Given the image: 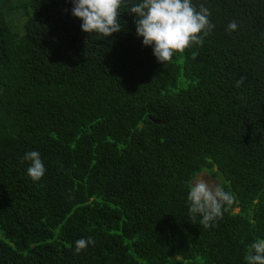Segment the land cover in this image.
I'll list each match as a JSON object with an SVG mask.
<instances>
[{"label":"trees","instance_id":"trees-1","mask_svg":"<svg viewBox=\"0 0 264 264\" xmlns=\"http://www.w3.org/2000/svg\"><path fill=\"white\" fill-rule=\"evenodd\" d=\"M138 2L103 37L72 0H0V264H247L264 238V0H192L215 28L164 64ZM203 171L235 196L209 228L187 201Z\"/></svg>","mask_w":264,"mask_h":264},{"label":"clouds","instance_id":"clouds-1","mask_svg":"<svg viewBox=\"0 0 264 264\" xmlns=\"http://www.w3.org/2000/svg\"><path fill=\"white\" fill-rule=\"evenodd\" d=\"M72 4L71 14L82 21L83 32L108 37L121 30L119 16L126 0H72ZM128 12L136 17V34L143 38V45L153 46V55L163 64L171 62L174 54L183 53L193 44L202 45L204 37L215 28L209 19V9L203 4L197 9L192 0H140L132 4ZM237 27V23L231 21L226 31H235ZM245 79L241 76L235 86L239 88ZM23 159L31 162L27 175L33 181L40 180L46 171L40 153L28 151ZM187 201L193 219L200 215L201 225L209 228L213 221L223 217L226 206L235 202V196L201 175L188 186ZM89 245H95L92 237L78 239L76 254ZM244 259L247 264H264V238L256 239L248 246Z\"/></svg>","mask_w":264,"mask_h":264},{"label":"rangeland","instance_id":"rangeland-1","mask_svg":"<svg viewBox=\"0 0 264 264\" xmlns=\"http://www.w3.org/2000/svg\"><path fill=\"white\" fill-rule=\"evenodd\" d=\"M201 175H203V177H204L205 179L210 180L211 182H213V183H215V184H218L217 179H216L214 176H212L210 173H207V172H205V171H203L202 173H200V174H198L197 176H195V177L193 178V180L191 181V183H193L194 180H195L196 178L200 177ZM234 211H236V209H234Z\"/></svg>","mask_w":264,"mask_h":264},{"label":"water","instance_id":"water-1","mask_svg":"<svg viewBox=\"0 0 264 264\" xmlns=\"http://www.w3.org/2000/svg\"><path fill=\"white\" fill-rule=\"evenodd\" d=\"M154 122H156V123H160V121H157V120H154ZM200 173H202V172L197 173L195 176H197V175L200 174ZM195 176H194V177H195Z\"/></svg>","mask_w":264,"mask_h":264}]
</instances>
